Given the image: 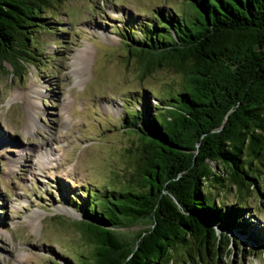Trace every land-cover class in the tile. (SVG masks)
Segmentation results:
<instances>
[{
	"label": "trees",
	"instance_id": "obj_1",
	"mask_svg": "<svg viewBox=\"0 0 264 264\" xmlns=\"http://www.w3.org/2000/svg\"><path fill=\"white\" fill-rule=\"evenodd\" d=\"M61 1L0 0V71L5 61L21 73L37 60L34 33ZM153 18L130 26L128 49L143 72L172 67L180 80L159 104L125 116L138 139L133 175L87 198L92 208L78 226L94 243L90 264H217L252 232L241 199L261 193L264 0H182ZM227 181L235 201L212 194Z\"/></svg>",
	"mask_w": 264,
	"mask_h": 264
},
{
	"label": "rangeland",
	"instance_id": "obj_2",
	"mask_svg": "<svg viewBox=\"0 0 264 264\" xmlns=\"http://www.w3.org/2000/svg\"><path fill=\"white\" fill-rule=\"evenodd\" d=\"M181 5L182 0H63L46 10L48 23L34 33L37 60L23 64L21 73L4 62L0 264H90L94 243L77 221L92 208L87 198H102L103 190L123 186L133 175L138 139L125 116L159 104L180 80L172 67L143 72L126 37L133 35L130 26ZM133 37H140L138 29ZM260 174L261 193L241 199L252 232L223 250L217 264H264ZM226 183L223 190L213 186L212 194L235 201V186Z\"/></svg>",
	"mask_w": 264,
	"mask_h": 264
}]
</instances>
